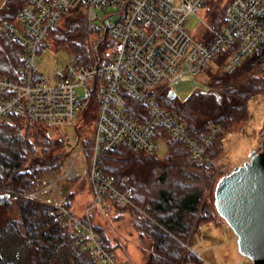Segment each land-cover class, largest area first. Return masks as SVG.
<instances>
[{
  "label": "built area",
  "instance_id": "2783aa9c",
  "mask_svg": "<svg viewBox=\"0 0 264 264\" xmlns=\"http://www.w3.org/2000/svg\"><path fill=\"white\" fill-rule=\"evenodd\" d=\"M18 1L15 19L0 22V31L24 48L16 75H0V123L19 116L76 132L92 105L88 175L93 205L100 212L110 213L109 198L120 205L132 204V185L125 184L128 177H122L125 185L120 188L99 168L102 154L118 144L146 153H166L163 132L184 142L198 164L213 163L206 155V146L220 126L207 122L199 139L159 104L158 98L184 78L196 80L227 44L232 47L221 70L233 71L240 59L264 42V0H227L221 26L207 25L201 34L190 32L185 22L207 0ZM76 8L86 16L85 27L101 34L95 46L101 51L85 64L77 63L75 55L68 53V59L47 77L36 69L35 58L51 27L65 10ZM201 23L202 27L205 21ZM132 104L139 108H130ZM84 150H77L71 166L75 159H83ZM56 218L62 226L75 228L78 237L74 243L88 247L99 264H121L95 234L87 212L85 222L64 208L57 210Z\"/></svg>",
  "mask_w": 264,
  "mask_h": 264
},
{
  "label": "trees",
  "instance_id": "16d2710c",
  "mask_svg": "<svg viewBox=\"0 0 264 264\" xmlns=\"http://www.w3.org/2000/svg\"><path fill=\"white\" fill-rule=\"evenodd\" d=\"M212 1L216 3L218 0H207L203 6L207 15L214 20L217 7L212 5ZM226 1L219 8L218 21H212L217 28L222 24ZM17 2L0 0V22L3 19H15L19 7ZM61 19L63 21L59 24ZM61 19L49 32L50 35L52 31L51 45L55 49L63 46L75 55L77 63H87L89 51L84 14L78 8L69 9L65 10ZM230 47L232 45L227 44L213 58L211 62L214 63V69L209 64L204 71L209 75V88L217 89L216 93L194 91L184 100L177 101L175 94L171 96L167 90H163L158 98L159 104L185 123L189 133L199 139L206 130L207 122L220 126V130L212 135L206 146V155L210 159L214 157L216 140L221 138L224 126L243 117L247 99L259 93L264 86V68L261 76L255 73L264 62V42L255 46L250 55L240 59L233 71L226 73L221 70V64L231 50ZM23 51L20 43L0 31V75L10 78L16 75L15 68L21 62ZM89 107L92 109L89 117H93V108ZM130 108L139 107L132 104ZM45 125L41 121L28 122L19 116H10L0 123L1 185L11 186L14 190H30L40 183L43 173L59 168L64 156L62 150L68 143L64 137H53L43 128ZM161 134L169 150L163 158L158 153L132 150L126 143L118 144L102 154L100 172L113 177L120 188L125 184H131L133 188L129 196L132 204L120 205L115 199L107 200L109 214L120 213L126 207L137 208L139 201L144 200L141 187L146 186L147 182L152 184L155 195L148 199V207H142L151 218L137 211L135 223L139 228L146 227L152 241L151 252L144 263L198 264L197 257L186 251L185 242L191 220L202 203L204 185H208L212 179L215 168L198 164L184 142L163 132ZM81 139L83 142L88 141L85 137ZM189 158L191 163H188ZM146 168L148 170L143 179L141 171ZM125 174L129 181L124 184L121 178ZM64 202L61 207H56L32 197L10 194V201L5 205L11 206L14 213L0 225V264H99L88 247L84 249L82 245L74 243L78 237L75 228L62 226L56 218L57 210L64 208L81 221H86V214L74 213L69 200ZM89 211L95 234L104 240L107 249L115 252V246L94 224Z\"/></svg>",
  "mask_w": 264,
  "mask_h": 264
},
{
  "label": "rangeland",
  "instance_id": "374dc122",
  "mask_svg": "<svg viewBox=\"0 0 264 264\" xmlns=\"http://www.w3.org/2000/svg\"><path fill=\"white\" fill-rule=\"evenodd\" d=\"M225 0H218L216 3L211 2L216 6L214 20L212 16L207 15L205 6L199 8L195 14L189 15L187 21V27L190 32L198 31L196 34H201L207 25L216 27L213 25L214 21H218L220 7ZM79 9V8H78ZM79 11L84 13L82 9ZM207 15V16H206ZM86 21V16L84 14ZM63 19L59 21L61 24ZM201 21H205V24L201 27ZM213 21V22H212ZM58 24V25H59ZM201 27V28H200ZM86 31V41L88 43L89 60L94 59L101 50L95 48L101 34L98 32ZM51 34L47 37L46 41L40 47V54L35 58V66L38 72L49 77L53 70L58 65L64 63L68 59L69 50L63 48L55 49L51 45ZM9 36V35H8ZM196 36V35H195ZM10 39H12L10 37ZM13 40V39H12ZM211 68L214 69V63L210 61ZM262 68H264V62L260 65L259 69H256V75H262ZM203 73L197 76L196 80L202 82L204 85L199 84L196 80L190 78H184L175 83L172 90L175 92V99L178 101L184 100L191 92L205 90L211 93H216L217 89L210 87L207 84L209 75ZM264 84V82H262ZM78 92L82 89H77ZM90 108V107H89ZM91 108L93 106L91 105ZM92 109H87L83 119L77 124L76 132L70 127H63L62 129L54 126L45 125L43 128L56 137H64L67 141V147H64L62 152L64 156L59 168L52 171L43 173L41 181L30 190H14L11 186L1 185V191H9L10 194L23 197H32L35 200L41 201L52 206L63 205L65 200H69V205L74 210V213L78 215H85L86 212H91V218L98 226L100 231L104 233L115 246V255L121 264H145V260L148 254L151 252V237L148 234L147 229L144 227L139 228L136 221L138 213L151 218L148 211H144L142 207H148L150 204L148 199L150 196L155 195V188L152 184L146 183V186L141 187L142 193H144V200L139 201L138 206L126 207L121 210L120 213L105 214L96 209L93 205V194L91 191L89 180V153L87 145L90 143V139L93 132L94 116L89 117V113ZM243 117L232 120L230 123L224 126V130L221 133L215 146L214 157L211 159L212 164H209L215 168V173L208 183L203 188L202 203L198 207V212L191 220V226L187 234L185 248L186 251L191 252L197 257L198 264H252L248 257L242 255L236 246V235L227 225L225 220L217 213L214 205V187L216 180L219 177L232 170L233 166L241 165L244 160L248 159V152L251 150H259L261 147V138L264 134V86L260 89L259 93L253 94L247 99L246 108L243 112ZM82 137L88 139L83 142ZM80 140L77 145L76 142ZM86 148L83 152V159L80 157L72 162L71 159L77 153L80 148ZM169 150L165 153L159 151L160 157L167 155ZM158 153V154H159ZM208 157V156H207ZM84 161V162H83ZM189 158L188 163H191ZM68 169V172H65ZM190 169V167H188ZM147 168L141 171V177L145 179ZM123 176H127L126 174ZM122 179V178H121ZM129 181V180H128ZM149 181V180H148ZM7 182V181H4ZM199 183V182H198ZM148 188V190H147ZM65 203V202H64ZM144 205V206H143ZM139 208V209H138ZM117 209V208H116ZM138 211V213H137ZM12 207L0 204V225L8 218L12 217ZM16 215V214H15ZM86 216V215H85ZM90 220V219H89ZM92 224V222L90 221Z\"/></svg>",
  "mask_w": 264,
  "mask_h": 264
},
{
  "label": "water",
  "instance_id": "95a60500",
  "mask_svg": "<svg viewBox=\"0 0 264 264\" xmlns=\"http://www.w3.org/2000/svg\"><path fill=\"white\" fill-rule=\"evenodd\" d=\"M261 139L260 149L248 152V159L221 175L214 187L215 209L236 235L237 250L252 264H264V134ZM8 201L10 192L1 191L0 204Z\"/></svg>",
  "mask_w": 264,
  "mask_h": 264
}]
</instances>
